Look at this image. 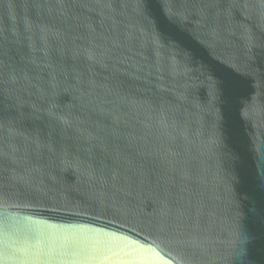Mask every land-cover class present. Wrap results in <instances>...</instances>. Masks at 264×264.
I'll list each match as a JSON object with an SVG mask.
<instances>
[{"label":"water","instance_id":"1","mask_svg":"<svg viewBox=\"0 0 264 264\" xmlns=\"http://www.w3.org/2000/svg\"><path fill=\"white\" fill-rule=\"evenodd\" d=\"M0 264H264V0H0Z\"/></svg>","mask_w":264,"mask_h":264}]
</instances>
